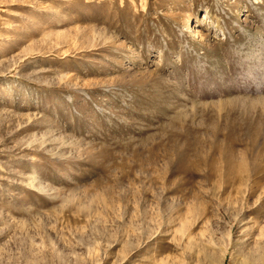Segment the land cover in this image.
I'll use <instances>...</instances> for the list:
<instances>
[{
	"label": "rangeland",
	"instance_id": "obj_1",
	"mask_svg": "<svg viewBox=\"0 0 264 264\" xmlns=\"http://www.w3.org/2000/svg\"><path fill=\"white\" fill-rule=\"evenodd\" d=\"M0 264H264V0H0Z\"/></svg>",
	"mask_w": 264,
	"mask_h": 264
}]
</instances>
